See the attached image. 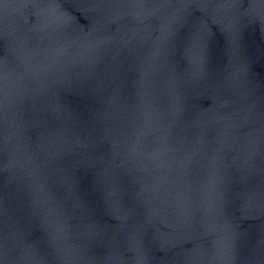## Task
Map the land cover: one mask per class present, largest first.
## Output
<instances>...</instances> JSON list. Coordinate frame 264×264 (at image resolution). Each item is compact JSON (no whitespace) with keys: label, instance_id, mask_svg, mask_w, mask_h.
Here are the masks:
<instances>
[{"label":"water","instance_id":"obj_1","mask_svg":"<svg viewBox=\"0 0 264 264\" xmlns=\"http://www.w3.org/2000/svg\"><path fill=\"white\" fill-rule=\"evenodd\" d=\"M0 264H264V0H0Z\"/></svg>","mask_w":264,"mask_h":264},{"label":"snow or ice","instance_id":"obj_2","mask_svg":"<svg viewBox=\"0 0 264 264\" xmlns=\"http://www.w3.org/2000/svg\"><path fill=\"white\" fill-rule=\"evenodd\" d=\"M84 2L86 4L93 3V2L103 4L105 2V0H84ZM200 39H201V42L203 43V37L202 36H200Z\"/></svg>","mask_w":264,"mask_h":264}]
</instances>
